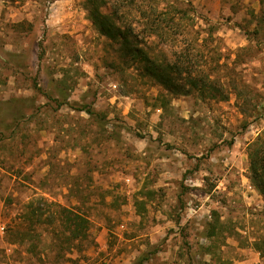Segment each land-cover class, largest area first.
<instances>
[{
    "label": "rangeland",
    "instance_id": "obj_1",
    "mask_svg": "<svg viewBox=\"0 0 264 264\" xmlns=\"http://www.w3.org/2000/svg\"><path fill=\"white\" fill-rule=\"evenodd\" d=\"M129 1L101 11L121 7L160 65L196 47L203 92L186 71L178 94L124 58L89 0H0V264H264L248 154L264 132V0ZM185 8L195 27L181 18L167 40L138 22ZM55 204L89 218L84 239L47 223ZM31 208L46 215L22 242Z\"/></svg>",
    "mask_w": 264,
    "mask_h": 264
},
{
    "label": "trees",
    "instance_id": "obj_2",
    "mask_svg": "<svg viewBox=\"0 0 264 264\" xmlns=\"http://www.w3.org/2000/svg\"><path fill=\"white\" fill-rule=\"evenodd\" d=\"M146 1L147 0H141L140 2L145 3ZM149 1L150 0H148V2ZM140 2L137 3V0H131L128 4L129 6H135L137 10H139ZM89 3L93 23L99 29L101 34L119 43L120 52L124 58L130 57L133 61L143 64L149 76L155 78L159 83L178 94H184L182 84L179 83V80H182L181 76H183V72L186 71V73L189 74L188 85L193 89H198L203 92L207 86L205 79L194 77L191 73L193 71H190L192 66H194L192 55H196V47H191L192 49H184L182 52H174L172 61L167 63L162 62L160 65L151 57L148 50L141 45L138 35H134L131 30L125 27V24L123 23L125 17L120 11V9H122L121 7H115L114 10H111L109 13H103L101 11V6L105 4L104 0H99V2L89 0ZM190 12L191 11L188 8L182 9V11L176 13L159 11L158 9L149 12L142 11L140 12L141 20L139 18L138 22L141 23L143 32H145L147 37L156 36L167 40L170 36H175V34H177L176 30L181 28L179 23L181 18L191 21L190 29L193 30L196 24V16L190 15ZM181 13L182 15H180ZM209 88L213 89L214 87L210 85ZM62 105H64V103H61V106ZM74 108L78 112H86L91 118H100L99 113L90 105H83ZM248 154L250 160L249 168L251 172V180L264 199V132L261 133L252 144H250ZM32 204L33 203L28 205L31 206ZM55 205L59 208L58 217H55L56 213H54V217L50 215L46 220L48 224H54L57 220L61 221L60 224L64 228L63 234H67L64 238V243L67 242L73 244L78 240L84 239L87 236L90 226L89 218L71 208L63 207L60 204ZM44 215H46V211L42 208H31L26 213H20V226L22 222L30 223V226L27 228L20 227V233L22 232L20 234L22 242L27 237V234L35 232L34 225L41 221ZM213 233L216 234L215 231ZM256 247L260 249L257 243Z\"/></svg>",
    "mask_w": 264,
    "mask_h": 264
},
{
    "label": "crops",
    "instance_id": "obj_3",
    "mask_svg": "<svg viewBox=\"0 0 264 264\" xmlns=\"http://www.w3.org/2000/svg\"><path fill=\"white\" fill-rule=\"evenodd\" d=\"M14 248V246L13 245H9V247H8V251H12V249Z\"/></svg>",
    "mask_w": 264,
    "mask_h": 264
}]
</instances>
